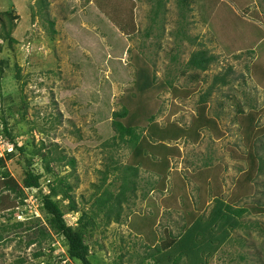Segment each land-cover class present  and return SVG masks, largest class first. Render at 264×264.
<instances>
[{
	"label": "rangeland",
	"instance_id": "1",
	"mask_svg": "<svg viewBox=\"0 0 264 264\" xmlns=\"http://www.w3.org/2000/svg\"><path fill=\"white\" fill-rule=\"evenodd\" d=\"M126 1L134 3L136 26L129 37L98 10L94 0H0V15L14 12L13 42L0 41V67L5 75L0 116L9 115L10 109L9 131L18 146L30 143L39 149L43 144L48 150L44 148L40 153H52L48 159L52 173L42 180V193L47 191V180L64 178L74 185L71 195L79 212L69 211L66 202L62 206L64 219L72 228L80 212L91 211L94 196L107 187L115 200L123 184L120 171L110 172L99 192L96 188L110 161L123 168L129 156L123 145L112 150L103 147L104 141L94 127L104 112L126 108L129 112L122 119L126 124L144 126V118L154 114L160 126L168 120L187 128L198 115L199 100L213 79L225 76L228 82L224 87L217 85L205 104L206 118L222 136L203 130L197 142L182 139L167 143L178 147L180 157L171 159L173 169L163 192L151 186L158 180L153 171L148 175V171L140 170L137 179L130 178L136 183L133 193L119 196L120 206L114 201L110 219L99 214L97 229L88 235L92 264H140L151 252L145 248L143 238L131 232L132 214L157 215L155 233L159 240L167 233L177 236L184 223L183 202L181 197L177 205L167 202L172 201L170 195L175 188L179 189L175 178H183L186 195L197 209L196 181L207 159L217 177L216 182L211 180L210 189L216 184L227 199L237 190L241 172L247 169L243 128L236 117L239 111L264 114V76L259 74L264 75V0H191L184 14L178 10L177 0H161L163 9L155 19V0ZM122 11L121 18L127 15V6ZM109 15L115 17L113 11ZM180 30L185 32L184 38L176 36ZM201 49L215 59L205 73L187 68L190 55ZM171 87L191 94L175 97ZM257 125L264 127V117ZM98 132L109 137L105 128ZM261 147L255 145L254 153L263 156ZM10 149L14 151L7 139L0 137V158L4 159ZM60 156L66 160L58 163L54 159ZM69 159L75 161L74 169L66 165ZM31 161L29 168L26 160L14 152L6 162V169L18 185L26 169L34 174L43 171L38 156ZM252 186L250 196L237 204L249 210L242 218L245 229L234 232L236 243L223 248L207 264H264V170ZM25 193L28 201L24 205L16 201L11 209L10 201L6 211L0 212V228L24 224L3 235L0 264H79L67 258L62 239L55 237L45 240L40 258H33L41 250L38 242L42 237L36 228L31 232L25 229L37 222L45 231L44 216L38 210L36 193ZM119 207V222L115 223ZM210 207L208 202L203 208L205 215ZM142 264L153 263L150 260Z\"/></svg>",
	"mask_w": 264,
	"mask_h": 264
},
{
	"label": "trees",
	"instance_id": "2",
	"mask_svg": "<svg viewBox=\"0 0 264 264\" xmlns=\"http://www.w3.org/2000/svg\"><path fill=\"white\" fill-rule=\"evenodd\" d=\"M98 10L105 16H107L111 22L119 26V30L126 36H130L136 31L134 23V3L131 1H119L115 0H94ZM156 6L154 9V19L158 17L163 9V3L161 0H155ZM191 0H177L178 10L182 14L187 12L190 6ZM39 4L43 7L44 3ZM124 6H127V15L121 18ZM41 9V8H40ZM110 11H113L115 17H111ZM184 11V12H183ZM14 12L5 11L0 15V41H9L12 43L11 31L14 29ZM11 18V19H10ZM118 18V19H117ZM153 19V22H155ZM121 20L123 21L121 23ZM122 24V25H121ZM52 25V24H51ZM176 36L184 38L185 32L178 31ZM252 54L250 51L249 54ZM173 61L176 57L172 58ZM215 61L214 57H211L207 51L199 50L190 55V59L187 63V68L197 70L201 73L208 71L210 63ZM1 63V62H0ZM5 78L2 67H0V93L2 91L3 79ZM84 84H89L87 80H84ZM228 82L223 77H215L212 85L208 88L206 93L200 98L199 104L201 105L198 115L191 121L189 127L182 128L176 124L167 123L165 126H160L156 121V116L148 115L144 118L147 122L146 125H133L123 123L122 119L127 117L129 112L126 108H121L119 112H104L101 115L102 120L96 121L94 130L98 136L104 141L103 147H108L111 150L120 147L121 145L128 150V162L127 165H123V168L113 166V161H110L108 168L103 174L100 185H98L97 191L99 192L101 186L106 182L108 173L121 172L123 176V184L121 185L118 197H125L127 192L133 193L136 183L131 180L137 179L140 170L144 172L148 171V175L153 171V176H158V180L152 182L153 187L160 189L162 192L165 190L166 179L168 178L172 165L171 159L180 157L178 147H169L167 143L176 142L179 140H186L197 142L200 138V133L203 130H208L216 137L222 136L214 128V123L206 118L205 104L207 99L215 90L217 85L222 87L227 86ZM171 90L175 97H186L191 94L188 91H177L171 87ZM132 98H136L135 94H132ZM264 111V109H263ZM250 112V111H249ZM6 117L0 116V134L2 138H6L8 143L13 147V152H7L5 158H0V212H5L8 202H12L10 208H14L15 202L18 201L20 205H24L28 201L27 194L25 192H36V202L38 201V210L44 216L45 231L41 229L42 224L37 222L34 227H25L26 231H33L34 228L39 230V237L42 240L38 242L40 249L32 256L34 259H38L42 256V248L45 240L59 238L62 239V245L65 248V253L68 259L78 262L79 264H92L89 261L91 256L90 245L87 242L89 233L97 229L96 218L99 214H103L104 217L110 219L113 211L114 204L120 206L121 201L118 197L114 200L113 193L109 192L105 187L99 196H94V204L90 208V212H80V217H77L75 228L68 226L64 219V212L62 209L63 204L66 202L69 206V211L78 213L75 203L73 201L71 192L74 185L68 183L64 178L56 179L52 182L48 181V194L42 193L43 179L52 173L48 159L52 157V153L44 150V145L41 144V148L36 149L30 143H26L22 146H18L15 139L12 137L9 131V123L7 116L12 117L10 109H8ZM264 114L259 111L256 113H245L239 111V116L236 117V122L243 128L242 143L246 148L245 161L247 169L241 172V175L237 181V190L231 193L227 199L223 198L222 191L216 184L210 189L211 180L213 183L217 181V177L214 174V169L211 168V161L207 159L203 161L201 168V175L196 181L199 183L197 187L198 203L200 204L197 209L193 208L192 203L189 201L184 188L183 178H175L176 185H179V189L175 188V191L171 193L173 204L177 205L179 198L183 202L181 207L184 215L183 227L181 232L177 236H172L170 233L166 234L164 239H157L155 233V225L157 221V215L155 216H140L131 215L130 230L136 236L143 238L145 248L151 250L142 258V262L152 261L153 264H207L208 260L214 258L223 248L228 245H233L234 239L233 233L238 230L245 229L242 218L249 213L246 207H237V204L247 196H250L252 191V182L255 177L264 170V155H258L254 153V146L258 144L261 146V150L264 149V127L258 128L257 123ZM142 118V117H140ZM105 128L108 131L109 137L105 138L98 130ZM262 138L263 142H260ZM47 149V148H45ZM48 150V149H47ZM14 152H17L19 156L26 160L27 166H32L31 158L34 156L39 157V161L43 166V171L38 174H34L30 169L25 170L22 184L18 185L16 181L11 177L10 173L6 169V162L14 157ZM58 163L65 161L63 156L54 159ZM66 165L71 169L75 167V161L69 159ZM255 176V177H254ZM131 178V179H130ZM149 181H151L149 177ZM76 186V185H75ZM104 186V185H103ZM153 188V189H155ZM184 196V197H183ZM211 200V201H210ZM115 201V202H114ZM208 202H211V207L207 215L203 213L204 207ZM169 203L167 206H169ZM94 206V207H93ZM94 208V209H92ZM119 212H116L114 222H119V213L121 208H118ZM11 212L9 211L8 220L11 218ZM201 212V213H200ZM206 216V217H205ZM24 224L16 223L12 226H2L0 228V243L3 241L4 234H10L17 229H21ZM44 239V240H43ZM35 239L33 242H36ZM33 243H28V245ZM239 246L243 244L238 243ZM243 260V258H240ZM142 262L140 264H142Z\"/></svg>",
	"mask_w": 264,
	"mask_h": 264
},
{
	"label": "clouds",
	"instance_id": "3",
	"mask_svg": "<svg viewBox=\"0 0 264 264\" xmlns=\"http://www.w3.org/2000/svg\"><path fill=\"white\" fill-rule=\"evenodd\" d=\"M12 150L10 149V151H8V152H11ZM47 188V187H46ZM32 191H34V192H36L35 190H32ZM46 194H48V189H47V191L45 192Z\"/></svg>",
	"mask_w": 264,
	"mask_h": 264
},
{
	"label": "crops",
	"instance_id": "4",
	"mask_svg": "<svg viewBox=\"0 0 264 264\" xmlns=\"http://www.w3.org/2000/svg\"><path fill=\"white\" fill-rule=\"evenodd\" d=\"M263 36H264V35H263ZM263 36H262V37H263ZM251 52H252V51H251ZM252 53H253V52H252ZM259 74H260V76H264L263 73H259Z\"/></svg>",
	"mask_w": 264,
	"mask_h": 264
}]
</instances>
